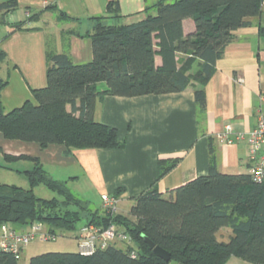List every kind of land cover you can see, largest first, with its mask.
Masks as SVG:
<instances>
[{
  "label": "trees",
  "instance_id": "1",
  "mask_svg": "<svg viewBox=\"0 0 264 264\" xmlns=\"http://www.w3.org/2000/svg\"><path fill=\"white\" fill-rule=\"evenodd\" d=\"M263 1L158 0L146 7L144 19L125 24L119 1L112 0L106 13L91 17V27L81 34L91 39L93 59L74 63L67 52L48 49V83L32 90L33 100L6 111L2 91L8 79L0 75V132L6 139L34 142L40 148L62 144L67 152L117 149L125 146L118 129L93 118L97 97L166 94L194 84L196 102L205 109V85L215 73L217 61L234 32L249 24L248 17L262 12ZM18 6V0H8L0 3V10L6 14ZM45 9H56V5L51 3ZM58 17L78 19L63 11ZM188 17L194 18L196 30L185 35L183 21ZM24 24L13 26L21 29ZM260 35L264 39V25ZM178 52L191 55L180 67ZM157 54L162 57L161 66L156 65ZM6 58L0 48V69ZM100 82L107 84L105 91H98ZM0 153H4L1 147ZM4 158L30 160L32 167L23 172L29 187L0 183V223L22 229L41 222L56 233L77 230L85 223L103 228L117 225L132 240L125 249L112 244L91 255L47 251L33 255L28 264H226L232 256L264 264V181H255L251 173L220 172L212 146L209 174L178 187L168 197L153 186L135 199L129 215L93 210L88 200L72 192L67 181L52 177L37 156L4 153ZM176 162L160 160L158 178ZM41 184L58 196L39 197L35 188ZM122 190L118 188L113 195L118 197ZM224 227L232 231L227 240L220 239ZM145 237L169 251L171 259L156 255ZM0 264L21 261L0 252Z\"/></svg>",
  "mask_w": 264,
  "mask_h": 264
},
{
  "label": "crops",
  "instance_id": "2",
  "mask_svg": "<svg viewBox=\"0 0 264 264\" xmlns=\"http://www.w3.org/2000/svg\"><path fill=\"white\" fill-rule=\"evenodd\" d=\"M6 1L0 0V3ZM18 1L19 6L14 11L3 14L0 10V48L7 54L0 69V75L8 79L2 91L6 111L33 100L32 90L47 85L48 49L67 52L74 63L93 59L91 39L81 34L91 27V17L106 13L112 0ZM118 1L121 20L129 24L144 19L148 14L146 7L158 0ZM51 3L56 9H45ZM59 11L78 19H61ZM22 21L25 24L21 29L13 26ZM248 21L247 26L234 32L233 40L217 61L215 73L205 85V109L196 102L194 84L183 91L166 94L135 97L106 94L97 97L93 118L117 128L120 138L125 140L123 148H84L67 152L62 144L40 148L34 142L6 139L1 132L0 147L13 156L39 157L52 177L67 181L70 188L85 183L101 199L104 194L113 195L118 188L123 189L117 197V205L118 213L124 215H129L135 199L153 186L168 197L178 187L209 174L211 146L220 172L250 173L248 141L227 142L220 137L227 126H231L232 137L248 135L256 127L259 115L264 114V39L260 35V27L264 25V1L262 12L248 17ZM183 28L185 35L195 32L194 18L184 19ZM68 31L75 32L69 34ZM155 47L158 49L157 45ZM190 56L178 52V66ZM156 65H162L159 54ZM107 88L105 82L97 87L99 92ZM4 153L0 154L6 163L0 167L26 177L23 172L32 167V161L6 160ZM160 160L177 162L158 178ZM22 184L20 186H28V179L27 185ZM101 206L105 210L103 200ZM220 231L223 233L229 228ZM231 235L229 232L227 237ZM246 263L252 264L237 256L226 262Z\"/></svg>",
  "mask_w": 264,
  "mask_h": 264
},
{
  "label": "built area",
  "instance_id": "3",
  "mask_svg": "<svg viewBox=\"0 0 264 264\" xmlns=\"http://www.w3.org/2000/svg\"><path fill=\"white\" fill-rule=\"evenodd\" d=\"M231 126H227L220 137L227 142L246 139L249 144L250 173L257 182L264 181V114L258 117L256 127L248 135L239 134L232 137ZM105 210L107 212H116L118 199L114 195H102ZM60 237L59 233L52 232L41 222H34L28 230L19 231L8 223H0V252L13 254L19 261L22 258L24 250L33 242L56 241ZM75 240L77 241V251L83 255H91L94 252L105 249L108 246L123 242L131 244L130 234L117 225H111L103 228L94 223H85L77 229ZM21 264H23L21 262Z\"/></svg>",
  "mask_w": 264,
  "mask_h": 264
},
{
  "label": "rangeland",
  "instance_id": "4",
  "mask_svg": "<svg viewBox=\"0 0 264 264\" xmlns=\"http://www.w3.org/2000/svg\"><path fill=\"white\" fill-rule=\"evenodd\" d=\"M4 163H6V162L3 159L2 154H0V165H2ZM26 180L27 179L23 174H18V173H15V172H12V171H9L6 169H2V167H0V183L8 181V182L16 183L17 185H21L22 183H23L22 185H25ZM27 187H29V185L26 186V188ZM70 189H72L74 191V193L76 195H78L79 197H81L85 200H88L90 203V206L93 210H98L100 212L106 211L101 206L102 199H101L100 195L96 191H94L93 189L89 188V186L86 185L85 183L71 185ZM35 193L39 197L46 198V199H50V198H53L55 196H58L56 192L48 189L46 186H44L42 184L35 188ZM126 206L128 208L129 204L127 203ZM96 207H100V208H96ZM70 208H74V207L71 206ZM118 210L119 209H118V205H117L116 212H118ZM29 226L23 227L22 229L20 227H17V226H15V227L19 231H25V230L29 229ZM76 232H77V230H72V231H67V230L61 231L60 230L58 232L60 234V237L56 241H49V242H40L38 240L33 241L24 250V253H23L20 261L23 264H28L32 255L41 254V253H44L47 251H77V249H78L77 241L74 238L76 235ZM229 232H232L230 228H229V231H225L222 233V235L220 236V239L224 240V239L228 238L227 235L229 234ZM113 245H116L119 248L125 249L126 246L129 245V243L127 244V243H123V242H116ZM246 264H248V263H246Z\"/></svg>",
  "mask_w": 264,
  "mask_h": 264
},
{
  "label": "water",
  "instance_id": "5",
  "mask_svg": "<svg viewBox=\"0 0 264 264\" xmlns=\"http://www.w3.org/2000/svg\"><path fill=\"white\" fill-rule=\"evenodd\" d=\"M147 243L149 244L150 248L153 250V252L160 256L161 258L169 261L171 259V254L169 253V251H167L166 249H164L161 246L156 245L153 241H151L148 237H145Z\"/></svg>",
  "mask_w": 264,
  "mask_h": 264
}]
</instances>
